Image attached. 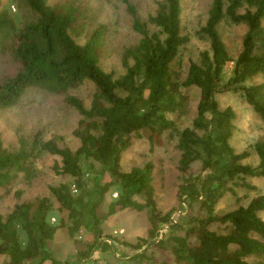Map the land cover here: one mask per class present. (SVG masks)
Listing matches in <instances>:
<instances>
[{
  "label": "trees",
  "instance_id": "16d2710c",
  "mask_svg": "<svg viewBox=\"0 0 264 264\" xmlns=\"http://www.w3.org/2000/svg\"><path fill=\"white\" fill-rule=\"evenodd\" d=\"M74 1L52 5L48 0H21L29 12L25 17L8 6L0 8V55L17 70L0 78V111L15 107L29 89L37 88L67 95V104L80 116L72 132L80 141L76 150L45 142L39 133L31 143L20 138L14 151L0 140L1 192L8 194L43 153L59 158L53 170L69 179L49 186V197L18 203L5 218L0 214V256L8 264H56L51 246L60 226H66L72 237L84 230L98 241L109 217L118 210H130L149 213L147 238L124 243L135 250L146 245L168 250L177 264H264V195L225 214L216 212L223 197L250 186L245 178L264 177V142L255 144L259 164H245L249 153H237L231 144L236 114L230 107L222 109L217 99L220 93H241L264 122V84L251 83L257 76L264 78V0H212L206 24L199 31L210 48L190 61L185 77L177 62L189 43L182 32L181 0H164L148 21H142L127 4L140 40L125 50L120 75L101 66L106 27L99 24L90 30L88 6ZM224 21L247 28L236 59L219 31ZM74 36L85 41L79 43ZM229 62L234 67L225 82ZM87 82L95 86L89 107L68 94ZM190 88L198 89L199 101L191 125L178 134V169L184 176L178 198L188 200L191 207L197 203L199 214L180 217V213L175 219L157 208L154 164L125 171L122 156L144 131L152 147L161 145L164 134L176 128L170 115L185 111ZM196 163L201 173L190 176ZM88 172L96 174L92 189L85 178ZM105 174L110 181L99 182V175ZM112 188L117 189V198L102 213ZM58 212L66 216L53 223L51 218ZM102 240L100 246H112ZM145 258L137 254L132 261L138 264Z\"/></svg>",
  "mask_w": 264,
  "mask_h": 264
},
{
  "label": "rangeland",
  "instance_id": "374dc122",
  "mask_svg": "<svg viewBox=\"0 0 264 264\" xmlns=\"http://www.w3.org/2000/svg\"><path fill=\"white\" fill-rule=\"evenodd\" d=\"M68 1L73 3L74 0H48L49 4L52 5ZM163 1L80 0L81 4L88 6L89 29L92 30L99 24L106 27L101 57V66L106 72L116 75L123 73L122 62L125 50L134 47L140 40L139 35L133 31V20L127 4L136 9L142 21H148L149 16L158 11V5ZM211 4L212 0H181L182 32L189 37V43L183 48L177 61L184 77L190 61L198 60L199 54L210 48L208 39L199 35V31L206 24ZM5 6L10 7L11 11L19 16H29V12L21 0H0V8ZM219 31L232 59H236L241 50L242 38L247 28L243 25H231L228 21H224L219 26ZM75 38L79 43L85 41L84 37ZM233 67L234 62L227 64L224 70L225 82L231 77ZM16 71L15 65L0 55V78L12 75ZM251 83L264 84V78L257 76ZM94 92L95 86L87 82L70 90L68 94L83 100L85 106L89 107ZM187 93L189 103L181 114L170 115L176 124V128L164 134L161 145L152 147L149 141V133L144 131L133 139L132 146L122 156V169L125 171H129L133 167H141L148 162L154 164L157 208L162 214L175 215V219L180 213V217H186L188 214H199L197 203L191 207L188 200L180 202L178 198V189L184 177L178 169L181 155L178 148V134L182 129L191 125L199 101L197 88H190ZM66 97L67 95L64 94L60 95L31 88L18 105L0 111V140L4 147L11 151L17 150L20 146V138L31 143L32 137L39 133L45 142L53 141L61 147L76 150L80 146V141L73 136L72 132L76 128L80 116L67 104ZM217 99L222 109L230 107L236 114V119L233 122L232 146L237 153L248 152L249 157L244 163L256 167L259 164V158L255 152V144L264 142V122L241 93L228 91L218 94ZM57 162H59V158L43 153L35 160L29 172L21 174L10 186L8 194L0 191V214L5 218L16 204L38 197H49V186L69 182L67 177L55 174L53 167ZM96 169H99L98 164H96ZM200 173L201 165L199 163L194 164L189 171L190 176H197ZM95 176L96 174L93 172L85 174L88 187L91 189L94 187ZM98 181L101 183L109 182L110 177L107 174L99 175ZM245 181L250 185L249 187H239L236 189L235 195L227 194L218 202L216 205L218 214H225L239 206H246L255 197L264 195V177H248L245 178ZM116 198L117 189L112 188L101 206L102 213L108 211V206ZM52 201L54 200L52 199ZM54 207L56 209L58 207L55 201ZM65 216L66 214L58 212V214L53 215L51 220L53 223H57L59 218H65ZM262 217L264 218V212ZM148 219V211L118 210L105 222L103 237L98 241L91 235L84 233V230L72 237L67 227L62 225L58 229L51 246L56 264H118V262L137 264L132 261L137 254H143L146 257L138 264H163L164 262L177 264L168 250L162 251L151 245H146L138 251L124 244H136L139 239L147 238ZM214 226L212 229L216 228ZM122 230L124 233L120 234ZM21 238L23 239L24 236L21 235ZM103 238L108 240L107 242L111 243L112 246L109 248L100 246ZM84 252L89 255L86 259L80 257ZM0 264H8V259L0 256ZM46 264L52 263L48 261Z\"/></svg>",
  "mask_w": 264,
  "mask_h": 264
},
{
  "label": "built area",
  "instance_id": "2783aa9c",
  "mask_svg": "<svg viewBox=\"0 0 264 264\" xmlns=\"http://www.w3.org/2000/svg\"><path fill=\"white\" fill-rule=\"evenodd\" d=\"M75 191V190H74ZM124 233V231L122 230V231H120V234H123Z\"/></svg>",
  "mask_w": 264,
  "mask_h": 264
}]
</instances>
